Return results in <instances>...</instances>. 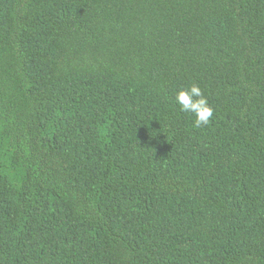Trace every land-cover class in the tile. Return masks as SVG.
Here are the masks:
<instances>
[{
  "label": "trees",
  "instance_id": "trees-1",
  "mask_svg": "<svg viewBox=\"0 0 264 264\" xmlns=\"http://www.w3.org/2000/svg\"><path fill=\"white\" fill-rule=\"evenodd\" d=\"M0 264H264V0H0Z\"/></svg>",
  "mask_w": 264,
  "mask_h": 264
},
{
  "label": "clouds",
  "instance_id": "clouds-1",
  "mask_svg": "<svg viewBox=\"0 0 264 264\" xmlns=\"http://www.w3.org/2000/svg\"><path fill=\"white\" fill-rule=\"evenodd\" d=\"M174 102L181 112L194 117V127L200 128L210 124L214 109L199 84L193 83L190 87L179 90L175 94Z\"/></svg>",
  "mask_w": 264,
  "mask_h": 264
}]
</instances>
